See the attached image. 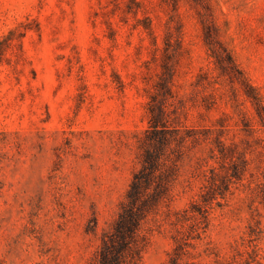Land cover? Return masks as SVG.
<instances>
[{"label": "rangeland", "instance_id": "1", "mask_svg": "<svg viewBox=\"0 0 264 264\" xmlns=\"http://www.w3.org/2000/svg\"><path fill=\"white\" fill-rule=\"evenodd\" d=\"M225 50L264 103V0H0V264H91L160 106L182 144L172 209L246 162L195 261L231 262L259 224L264 264V127ZM164 218L141 264H166Z\"/></svg>", "mask_w": 264, "mask_h": 264}, {"label": "trees", "instance_id": "2", "mask_svg": "<svg viewBox=\"0 0 264 264\" xmlns=\"http://www.w3.org/2000/svg\"><path fill=\"white\" fill-rule=\"evenodd\" d=\"M220 61L229 78L237 83L251 102L258 124L264 127V103L257 88L245 77L232 55L225 50ZM165 108L148 118L149 126L140 139L142 151L139 166L134 170L125 194L118 205L116 216L101 238L91 264H141L143 253L149 244L146 231L150 221H156L165 214L173 228L172 250L168 253L166 264H198L195 260L202 256L197 251L211 225V214L220 199L232 193V186L245 179L246 162L241 165L232 163L224 172L211 171L198 198L181 210L172 209L174 188L180 177L178 147L174 146L170 132L165 125ZM193 146L200 144L197 136L189 134ZM181 138L178 143H181ZM223 158L229 154L224 147L219 148ZM225 167V166H224ZM96 221V220H95ZM260 231L259 224L249 225L246 245L237 247L233 260L225 263L215 254L216 264H262L256 240ZM207 255L211 252L205 251ZM194 260V261H190Z\"/></svg>", "mask_w": 264, "mask_h": 264}]
</instances>
